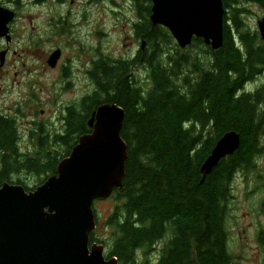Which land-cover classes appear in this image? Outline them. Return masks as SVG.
I'll use <instances>...</instances> for the list:
<instances>
[{"label": "trees", "instance_id": "16d2710c", "mask_svg": "<svg viewBox=\"0 0 264 264\" xmlns=\"http://www.w3.org/2000/svg\"><path fill=\"white\" fill-rule=\"evenodd\" d=\"M134 1L136 34L148 44L142 55L147 66L132 67L142 64L141 56L118 66L108 57L96 61L90 69L94 91L64 108L63 130L37 121L31 153L19 144L16 118L0 112V186L18 183L30 191L20 179L12 180L15 172L36 173L42 183L57 173L60 160L91 131L92 112L117 102L126 111L121 133L128 145L126 174L112 195L118 203L107 219L109 237L97 235L95 209L91 242H108L106 256L120 264H149L151 255L155 264H237L227 226L232 182L264 151V80L247 88L264 74V40L243 16L248 5L264 7V0L224 1L218 49L202 38L180 47L168 27L151 21L152 1ZM230 130L241 135L239 149L203 178L202 164Z\"/></svg>", "mask_w": 264, "mask_h": 264}, {"label": "water", "instance_id": "95a60500", "mask_svg": "<svg viewBox=\"0 0 264 264\" xmlns=\"http://www.w3.org/2000/svg\"><path fill=\"white\" fill-rule=\"evenodd\" d=\"M154 24L169 28L182 48L194 38L218 49L224 39L225 0H151ZM11 10L0 8V35ZM264 40V17L258 20ZM3 61V53L1 54ZM57 53L52 56L55 64ZM125 109L117 102L99 105L55 174L34 190L5 182L0 186V264H120L108 258L103 243L91 242L97 227L94 204L123 187L128 145L122 136ZM241 145L236 130L217 140L201 166L203 178Z\"/></svg>", "mask_w": 264, "mask_h": 264}, {"label": "rangeland", "instance_id": "374dc122", "mask_svg": "<svg viewBox=\"0 0 264 264\" xmlns=\"http://www.w3.org/2000/svg\"><path fill=\"white\" fill-rule=\"evenodd\" d=\"M110 1H106L105 8L104 4H101L99 15L94 13L91 17L92 28L104 24L109 34L98 39L92 34L89 37L85 33V40H82L84 47L78 40H71L68 36L50 38L44 35L43 19L35 22L36 28L32 27L28 19L16 23L17 38L11 44L10 59L8 58L6 67H0V108L11 115H17V109L21 108L23 114H18L16 117L25 133L29 126L32 127L34 121H44L50 130L60 129L63 123L60 118L63 109L75 99L94 91L95 85L90 77L87 79L83 76L86 67H79L77 61L81 59L83 53L91 59L95 54L92 47L96 46L100 40L104 45L102 49L113 46L120 53H130L136 49L137 45L133 43V23L136 16L128 13L127 18L121 19L115 27H111L113 18L109 11ZM21 6L27 16L32 11L39 14V17H45L44 12L34 9L31 3L26 4L25 7ZM248 8L250 12L243 17L250 26L258 29V20L264 17V7L253 3L248 5ZM43 10L47 11V8ZM26 27L39 33L31 39ZM57 43H60L63 49V56L70 57V64L75 65L68 70L73 75L72 80L70 76H63L64 72L61 74L63 70L50 67L47 63L49 54L53 51L51 48ZM3 47L4 41L0 40V50ZM195 51L201 52V55L208 58V53L201 47H196ZM144 71V68H140L137 73L143 74ZM59 79H61L60 83ZM70 80L73 81L71 84H69ZM263 80L262 74L254 82H250L247 88L257 87ZM32 92L37 94V99L32 96ZM34 104L36 106H33ZM22 144L26 149L27 143ZM263 177L264 151L256 158V164L249 172L236 173L232 182L233 197L229 205L227 226L229 248L237 264H264V245L261 242L262 238H259L261 229H263L261 237L264 238V214H261V209L264 208ZM43 178L36 173L20 170L12 180L16 182L20 179L34 190L42 184ZM117 203L112 196L95 202L94 206L98 215L96 233L101 238L109 237L110 229L106 228V223ZM104 245H106L105 253L107 254L108 242ZM150 259L149 264L156 263L155 256L151 255Z\"/></svg>", "mask_w": 264, "mask_h": 264}, {"label": "flooded vegetation", "instance_id": "af4514ba", "mask_svg": "<svg viewBox=\"0 0 264 264\" xmlns=\"http://www.w3.org/2000/svg\"><path fill=\"white\" fill-rule=\"evenodd\" d=\"M106 1L108 0H0V8L4 10H11L14 15L13 18L8 22L7 24V32L4 35H0V40L4 41V47L0 50V67H6L8 63V58L10 54L11 44L16 40L17 33H16V23L20 20H29V23H31L33 28H36L34 25L35 22L38 19H43V30L44 35L49 36L50 38H63L68 36L71 40H78L82 44V40L84 39L85 33L90 35H94L99 39V37L103 38L105 34H109L108 30L106 29V26L104 24H100L99 26L96 25L94 28H92V18L94 13L99 15V9L101 4H104V8L106 6ZM111 5L109 6V11L112 14L113 23L111 27H115L119 21L123 18L128 17V13H131L132 15L136 16V19L133 23V43L137 45L136 49L130 53H120L117 52L113 46H109L108 48H103V42L102 40L99 41V43L92 47V50H95V54L90 59L89 56H86L85 53L82 54L81 59L77 61L79 67H86L85 72L83 73V76H86L87 79H91L93 82L91 76H90V69L94 66V63L98 61L101 58L108 57L110 61L112 62V65L118 66L120 64V61H134L137 59V57L141 56L145 53L147 50L148 44L147 40L142 37H138L135 30V24L140 20L138 11L135 6L134 0H111ZM31 3L33 5V8L36 10H40L44 12L45 17H39V14L33 13L32 11L29 12L28 16L25 15V11L22 10L23 5L25 7L26 4ZM47 8V11L43 10L44 8ZM152 13V12H151ZM151 16V14H150ZM133 19V18H132ZM25 26V25H24ZM86 30V31H85ZM27 33L31 36L30 38H34L38 33L31 28L26 27ZM83 46V44H82ZM84 47V46H83ZM51 49H53L52 53L49 54V58L47 60V63L50 67L53 68H59L60 70H63L61 74L63 76H70L71 80L73 78V75L69 73V68L75 66L74 64H70L71 58L70 57H64L63 56V49L60 46V43L55 44ZM114 49V51H113ZM3 53V61L1 54ZM12 53V52H11ZM57 53V59L55 61V64L52 65V56ZM11 57V56H10ZM10 59V58H9ZM144 57H142V64H133L132 67H146L147 63L144 62ZM264 75V74H263ZM69 81V84H71L73 81ZM58 82H61V79L58 80ZM94 84V83H93ZM67 89V88H66ZM33 97L37 99V94L35 92L31 93ZM90 94V93H87ZM85 94V95H87ZM85 95L80 97L79 99H82ZM79 99H75L72 102H76ZM71 102V103H72ZM33 106H36L35 104ZM64 110V109H63ZM0 112H3L7 115H11L9 113H6L0 108ZM18 114H23L21 108L17 109ZM17 114V115H18ZM63 114V111H62ZM17 115H11L12 117L16 118V126H17V133H20V139L19 144L21 145V148L24 149L23 144L24 142L27 143L26 149L29 150V153L36 147V142L33 141L31 138V130L34 127L35 123L37 121H34L32 123V127L29 126L27 133H25L21 127V124L18 121ZM61 117V115H60ZM62 125L59 130L62 127H64L65 123L63 118ZM89 120V119H88ZM26 156H24L25 160ZM22 171V170H21ZM23 172V171H22ZM18 172H15L17 174ZM264 178V177H263ZM261 214H264V208L261 209ZM263 233V229H261V232L259 233V238H262L261 242L264 245V238L261 237V234Z\"/></svg>", "mask_w": 264, "mask_h": 264}]
</instances>
